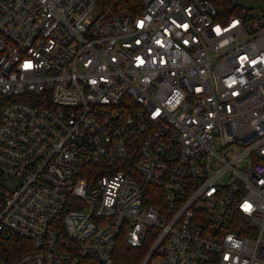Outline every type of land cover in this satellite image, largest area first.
<instances>
[{
	"label": "built area",
	"instance_id": "obj_1",
	"mask_svg": "<svg viewBox=\"0 0 264 264\" xmlns=\"http://www.w3.org/2000/svg\"><path fill=\"white\" fill-rule=\"evenodd\" d=\"M98 1L0 0V264H264V10Z\"/></svg>",
	"mask_w": 264,
	"mask_h": 264
},
{
	"label": "trees",
	"instance_id": "obj_2",
	"mask_svg": "<svg viewBox=\"0 0 264 264\" xmlns=\"http://www.w3.org/2000/svg\"><path fill=\"white\" fill-rule=\"evenodd\" d=\"M219 10L224 16H228L232 11V7L228 0H213ZM111 4H117L126 7L130 11H136L139 7V0H99L98 6L105 8ZM87 170V175H99L102 169L95 165H87L84 168ZM152 202V201H151ZM29 247V241L21 236H11L0 241V256L5 259H12L17 256L21 251ZM144 247L136 248L129 246L125 242L124 232L121 231L116 239L113 251V258L115 264H137L143 254ZM91 264H98L97 261L91 260Z\"/></svg>",
	"mask_w": 264,
	"mask_h": 264
},
{
	"label": "water",
	"instance_id": "obj_3",
	"mask_svg": "<svg viewBox=\"0 0 264 264\" xmlns=\"http://www.w3.org/2000/svg\"><path fill=\"white\" fill-rule=\"evenodd\" d=\"M232 5H238L242 7H260L264 10V1H254L250 2L247 0H228Z\"/></svg>",
	"mask_w": 264,
	"mask_h": 264
},
{
	"label": "snow or ice",
	"instance_id": "obj_4",
	"mask_svg": "<svg viewBox=\"0 0 264 264\" xmlns=\"http://www.w3.org/2000/svg\"><path fill=\"white\" fill-rule=\"evenodd\" d=\"M26 67H28V65H26Z\"/></svg>",
	"mask_w": 264,
	"mask_h": 264
}]
</instances>
